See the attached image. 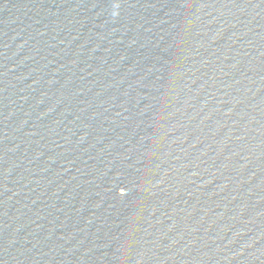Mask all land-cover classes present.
<instances>
[{
  "label": "water",
  "instance_id": "obj_1",
  "mask_svg": "<svg viewBox=\"0 0 264 264\" xmlns=\"http://www.w3.org/2000/svg\"><path fill=\"white\" fill-rule=\"evenodd\" d=\"M0 264H264V0H0Z\"/></svg>",
  "mask_w": 264,
  "mask_h": 264
}]
</instances>
